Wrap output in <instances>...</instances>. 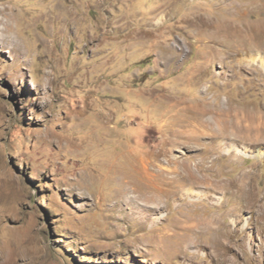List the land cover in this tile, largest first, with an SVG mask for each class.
<instances>
[{"label": "rangeland", "instance_id": "obj_1", "mask_svg": "<svg viewBox=\"0 0 264 264\" xmlns=\"http://www.w3.org/2000/svg\"><path fill=\"white\" fill-rule=\"evenodd\" d=\"M0 264H264V0H0Z\"/></svg>", "mask_w": 264, "mask_h": 264}, {"label": "bare ground", "instance_id": "obj_2", "mask_svg": "<svg viewBox=\"0 0 264 264\" xmlns=\"http://www.w3.org/2000/svg\"><path fill=\"white\" fill-rule=\"evenodd\" d=\"M4 10V9H3ZM3 13V12H2ZM6 13V12H5ZM164 163H162V165H163ZM160 165H161V163H160ZM160 167V166H159ZM163 167V166H162ZM147 175V174H146ZM155 175H157V174H155ZM93 178V177H92ZM149 178V177H148ZM154 180V179H153ZM157 192V191H156ZM131 197V196H130ZM134 199V198H133ZM132 199V200H133ZM157 199V198H156ZM160 200V199H159ZM137 204V203H136ZM139 207H141L143 210H145V211H147V212H152V213H156V212H158L160 209L158 208V207H155V206H149L148 204H137ZM236 224H239V222L238 221H236Z\"/></svg>", "mask_w": 264, "mask_h": 264}]
</instances>
